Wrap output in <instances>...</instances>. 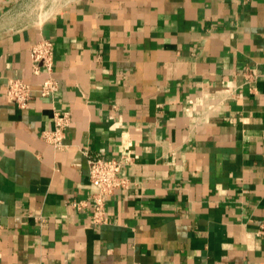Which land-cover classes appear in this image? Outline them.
I'll return each instance as SVG.
<instances>
[{"label": "crops", "instance_id": "0c3cea01", "mask_svg": "<svg viewBox=\"0 0 264 264\" xmlns=\"http://www.w3.org/2000/svg\"><path fill=\"white\" fill-rule=\"evenodd\" d=\"M88 155L128 179L103 223ZM263 220L264 0H0V264H264Z\"/></svg>", "mask_w": 264, "mask_h": 264}, {"label": "built area", "instance_id": "2783aa9c", "mask_svg": "<svg viewBox=\"0 0 264 264\" xmlns=\"http://www.w3.org/2000/svg\"><path fill=\"white\" fill-rule=\"evenodd\" d=\"M32 70L38 73L41 67L50 72L53 67V42L50 39H40L30 47ZM56 83L51 77H47L39 89L43 96L53 93ZM32 87L19 78L8 79L5 94L17 107H27L32 98ZM70 123L68 111L54 112L53 128L41 132V137L49 142L55 149L63 147L64 132ZM122 159L117 157H102L100 155H88V179L96 188L90 195L93 203L92 217L96 223L106 221L105 202L116 189L125 188L128 179L121 172ZM76 207L82 203L73 202ZM42 222V219L40 220ZM257 234L264 237V220L261 221Z\"/></svg>", "mask_w": 264, "mask_h": 264}, {"label": "rangeland", "instance_id": "374dc122", "mask_svg": "<svg viewBox=\"0 0 264 264\" xmlns=\"http://www.w3.org/2000/svg\"><path fill=\"white\" fill-rule=\"evenodd\" d=\"M30 18V17H29ZM30 20H31V18H30Z\"/></svg>", "mask_w": 264, "mask_h": 264}]
</instances>
